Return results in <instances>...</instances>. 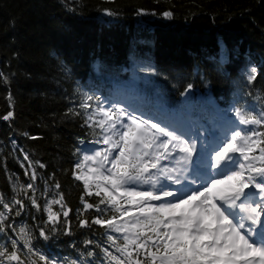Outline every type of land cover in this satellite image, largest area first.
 I'll use <instances>...</instances> for the list:
<instances>
[{
	"label": "trees",
	"instance_id": "16d2710c",
	"mask_svg": "<svg viewBox=\"0 0 264 264\" xmlns=\"http://www.w3.org/2000/svg\"><path fill=\"white\" fill-rule=\"evenodd\" d=\"M252 66L258 74L250 84ZM0 74V160L12 163L0 164V196L26 205L5 222L0 246L11 250L15 239L26 252L24 237L57 264H104L96 245L115 250L106 229L91 224L101 213L81 202L100 198L86 196L73 176L84 146L101 138L85 124L88 113L116 95L195 132L205 102L212 116L229 106L264 109V0H0ZM28 183L39 209L23 194ZM61 194L63 208L51 204L59 231L44 240L48 202Z\"/></svg>",
	"mask_w": 264,
	"mask_h": 264
},
{
	"label": "snow or ice",
	"instance_id": "6c2138e0",
	"mask_svg": "<svg viewBox=\"0 0 264 264\" xmlns=\"http://www.w3.org/2000/svg\"><path fill=\"white\" fill-rule=\"evenodd\" d=\"M163 15L170 18L172 14ZM257 74L252 66L247 75L250 84ZM8 99L11 102V96ZM92 99L87 96L80 107L86 111L92 108ZM232 111L236 121L230 122V127L221 126L217 143L207 152L197 148L199 133L193 137L190 129L175 121L154 122L117 105L88 113L85 124L99 128L102 136L95 143L106 147L83 156L73 176L83 182L86 196L100 198L89 203L82 196L81 202L84 210L101 213L91 224L106 229L107 241L115 250L96 245L104 254V264H264V109ZM11 117L9 111L3 119ZM29 167H33L31 163ZM36 178L33 170L31 179ZM186 182L199 187L181 194ZM141 185L149 187L139 190ZM171 185L181 187L171 190ZM28 190L33 195L29 196ZM23 194L39 209L32 183ZM63 199L61 194L48 202L46 223L50 227L48 232L44 228L39 231L44 240L49 239L48 233L59 231V214L51 210V204L63 208ZM25 207L22 199L13 197L8 202L0 196V232H5L9 216L13 212L19 216ZM68 215L63 211L64 217ZM79 223L90 226L87 219ZM20 232L26 235L24 228ZM22 239L26 252L15 239L11 250L0 246V264H57L28 239Z\"/></svg>",
	"mask_w": 264,
	"mask_h": 264
},
{
	"label": "rangeland",
	"instance_id": "374dc122",
	"mask_svg": "<svg viewBox=\"0 0 264 264\" xmlns=\"http://www.w3.org/2000/svg\"><path fill=\"white\" fill-rule=\"evenodd\" d=\"M103 147H106V146L103 145V144H101V145H99V146H95V147L93 148V152H92L90 155H92L95 151L102 149ZM197 148H198V150H200L201 152H206V149H207V147L205 146V144H204L203 142L199 141V140H198V142H197ZM165 183H167V182H165ZM186 183H187V182H186ZM175 187H179V185H171V186H170L171 190H174ZM168 199H171V198H168Z\"/></svg>",
	"mask_w": 264,
	"mask_h": 264
},
{
	"label": "bare ground",
	"instance_id": "6f19581e",
	"mask_svg": "<svg viewBox=\"0 0 264 264\" xmlns=\"http://www.w3.org/2000/svg\"><path fill=\"white\" fill-rule=\"evenodd\" d=\"M0 164L6 165V166H7V165L10 166L12 163H10V162H9V163H6L5 161L0 160ZM10 167H11V166H10Z\"/></svg>",
	"mask_w": 264,
	"mask_h": 264
}]
</instances>
